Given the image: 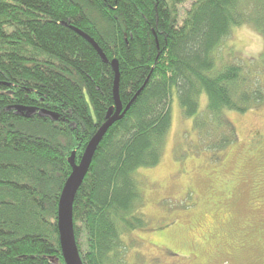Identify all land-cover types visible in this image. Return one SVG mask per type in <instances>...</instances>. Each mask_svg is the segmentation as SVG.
<instances>
[{"label":"trees","instance_id":"16d2710c","mask_svg":"<svg viewBox=\"0 0 264 264\" xmlns=\"http://www.w3.org/2000/svg\"><path fill=\"white\" fill-rule=\"evenodd\" d=\"M245 22L264 36V0H0V264H65L59 202L116 111L113 62L120 112L72 205L82 264H111L121 234L146 226L133 173L161 159L172 88L183 114L197 116L199 142L234 144L224 113L264 100V66L251 90L241 66L211 70L220 41Z\"/></svg>","mask_w":264,"mask_h":264},{"label":"rangeland","instance_id":"374dc122","mask_svg":"<svg viewBox=\"0 0 264 264\" xmlns=\"http://www.w3.org/2000/svg\"><path fill=\"white\" fill-rule=\"evenodd\" d=\"M232 64L242 68L241 87L251 90L255 77L261 83L255 68L264 66V36L250 22L220 41L211 73ZM198 104L199 114L205 94ZM170 108L160 161L133 173L146 226L121 234L111 264H264V149L249 152L255 133L264 143V100L225 111L237 137L220 150L199 142L197 116L183 114L174 88Z\"/></svg>","mask_w":264,"mask_h":264},{"label":"water","instance_id":"95a60500","mask_svg":"<svg viewBox=\"0 0 264 264\" xmlns=\"http://www.w3.org/2000/svg\"><path fill=\"white\" fill-rule=\"evenodd\" d=\"M83 36L85 37V39H87V41L91 43V45L95 48L98 54L104 59V55L101 49L99 48V46L97 45V43L89 36L85 34H83ZM112 65L115 72L114 97L117 107L116 111L110 118H108L98 128L95 135L89 141L79 164L78 165L73 164L72 172L63 187V191L59 202L58 227H59L61 249L65 264H82L73 233V225H72L73 200L77 189L79 188L85 174L88 171V168L91 164L92 157L98 143L100 142L101 138L103 137L109 126L117 118V115L120 112V103L117 93L118 68L115 62H113Z\"/></svg>","mask_w":264,"mask_h":264},{"label":"flooded vegetation","instance_id":"af4514ba","mask_svg":"<svg viewBox=\"0 0 264 264\" xmlns=\"http://www.w3.org/2000/svg\"><path fill=\"white\" fill-rule=\"evenodd\" d=\"M253 139H254L253 148H250L251 149L250 151H251L252 154H256V153H258V152H260V151H262L264 149V145H263L264 143H263L262 134H260L258 132L255 133ZM229 183L230 182H228L227 184H229ZM222 184H224L223 181H222ZM262 225L264 227V222L263 221H262ZM239 246H241V244H239Z\"/></svg>","mask_w":264,"mask_h":264}]
</instances>
